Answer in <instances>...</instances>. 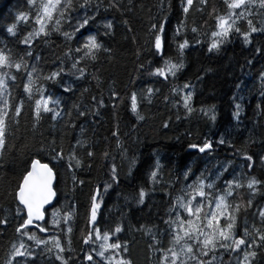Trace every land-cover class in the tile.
Here are the masks:
<instances>
[{
  "label": "trees",
  "instance_id": "obj_1",
  "mask_svg": "<svg viewBox=\"0 0 264 264\" xmlns=\"http://www.w3.org/2000/svg\"><path fill=\"white\" fill-rule=\"evenodd\" d=\"M74 2L78 5L79 0ZM181 3L182 0H91L87 10L76 7L71 13L73 17H95L82 32L95 35L108 49L101 50L95 62L84 61L79 65L85 69V75L77 79L71 74L75 71L71 69L73 61L65 56V51L78 46L81 34L76 33L71 41H66L59 32H53L47 39L37 38L32 44V57H27V46L20 41L32 30L33 21L24 23L16 17L24 12L34 15V9L28 0H0V49H10L13 58L25 57L29 66L39 57L38 66L45 75L63 69L55 82H39L46 88L45 95L60 101L61 116L56 120L51 118V113H42L40 121H34L33 100L22 91L26 82L24 73H15L14 86L9 82L12 102L23 99L24 107L19 124L10 123L6 150L0 160V220L6 218L8 221L6 225L0 223V264H7L13 245H18L22 239L36 259L18 257L20 264H60L55 259L56 250H46L51 243L37 246L16 232L25 216L16 215L19 205L14 192L33 159L54 167L57 173L54 205L61 216L71 212L72 219L67 224L61 220V228H54L52 207L46 212L45 224L49 229L46 233L36 228L25 231L35 232L38 238L50 242L53 236H58L65 248L61 255L67 264H93L85 260L87 254L93 255L95 264H104L92 251L99 250L100 241H95L93 235L94 243L85 245L83 239L94 227L103 234L116 226L123 229L118 237L127 245L126 257L132 264H159L160 254L150 247L152 236L159 240V248L169 247L165 220L176 198L185 195L188 183L197 178L208 182L219 175L211 191L222 192L226 181L246 182L251 177L264 181V163H261L264 158V80L261 79L264 33H253L252 43L247 45L242 36L233 33L219 53L209 52L215 16L225 12L223 0H208L203 11L195 10L198 4L194 0L187 17ZM213 8L216 12H212ZM249 11L253 13L249 18L254 26L264 27V9L259 8L258 0ZM12 23L18 25L16 37L6 31ZM106 23H111L112 28L105 29ZM161 24L166 39L165 58L177 61L180 58L178 43L185 38L189 41V47L183 52L184 68L174 80L149 74L163 66V58L156 54L153 46L155 30L151 27L159 28ZM193 26L198 29L197 33L191 31ZM239 27L242 32L248 31L244 20L239 22ZM177 29H180L179 35L175 34ZM63 30L72 29L64 23ZM72 55L80 54L73 52ZM185 83L191 87L183 91L193 93L190 114L182 106L181 93L173 92V88L182 89ZM68 84L73 91L65 93L63 88ZM148 88L154 90L151 103L144 99ZM133 92L137 94L138 110L145 117L143 121L131 111ZM101 100L103 107L99 106ZM81 111L85 115H79ZM9 120H12L11 114ZM165 123L168 127H164ZM221 138L225 143H219ZM78 141L86 146H79ZM206 141L211 142L212 148L201 153L199 147ZM53 148H62L66 158L75 150L84 166L69 169L67 159L52 160ZM89 150L94 153L91 158L86 155ZM244 155L253 158L251 171ZM113 166L117 170L118 183L111 180ZM153 171H157L155 180L151 177ZM185 172L188 173L187 181ZM96 189L100 190L101 206L96 224L90 225V208ZM141 189L146 193L142 204L139 203ZM235 191L243 193V206L234 229L236 234H242L245 224L250 232L253 226L264 232V222L258 215V209L264 208V185L255 196H250L247 188ZM228 199L232 201L236 197ZM249 199L251 207L247 206ZM69 226L71 233L66 231ZM148 229L152 230L151 234ZM112 239L116 240L117 236ZM69 240L71 251H68ZM255 250L258 255L252 264H264V246ZM212 255L217 257L213 264H239L237 258L241 257L239 252L232 254L219 249L200 258L208 261Z\"/></svg>",
  "mask_w": 264,
  "mask_h": 264
},
{
  "label": "snow or ice",
  "instance_id": "obj_2",
  "mask_svg": "<svg viewBox=\"0 0 264 264\" xmlns=\"http://www.w3.org/2000/svg\"><path fill=\"white\" fill-rule=\"evenodd\" d=\"M91 0H79L78 5L74 0H28L31 9H34V15L24 12L20 13L17 17V21L27 23L29 20L33 21V27L31 31H28L26 35L21 39V43L27 46L26 56L32 57V44L35 39L44 37L48 38L53 32H59L66 41L75 39V34H81V41L74 49L69 47L65 51V56L72 59L71 69L75 71L72 75H75L77 79H82L85 75V69L79 67L84 61L95 62L98 58V53L108 51L103 44L100 43L95 35H90L86 32H82V29H86L90 23V20H94L95 17L89 15H83L80 17H73L71 13L76 10V7L87 10ZM208 0H197L198 6L196 11H203V6L207 5ZM225 6V12L223 14H217L215 16V30L211 32V43L208 47L209 52L215 51L219 53L222 46L225 43L230 42L233 35L239 34L242 36L243 42L251 44L250 37L253 33H264V27H256L253 24L251 17L253 13L249 11L251 7L256 6V0H223ZM194 0H182L181 7L182 12L187 17L190 9L193 8ZM258 6L264 9V0H258ZM212 12H216L213 8ZM211 15V13H210ZM241 20L246 21L248 31L242 32L239 27ZM67 23L71 26V31L63 30L62 25ZM183 23L181 27H183ZM18 25L12 23L7 27L6 31L13 37L18 35L16 29ZM105 29H111L112 24L106 23ZM155 30L153 46L156 54L163 58V66L156 67L154 71L150 72V75H155L168 80L170 77L174 80L177 73L184 68L183 52L184 49L189 47V41L185 38L182 42H179L178 52L180 58L177 61H173L169 58H165V43L164 26L161 24L159 28L156 25L151 26ZM193 33H197L198 29L193 26L191 28ZM180 29L176 30V35H179ZM199 42V41H197ZM259 53V49H256ZM80 54L77 57H73L72 53ZM36 63L31 64L26 61L25 57L21 56L13 58V54L10 49H0V160L4 157L6 150V144L8 142L9 126L10 123L19 124V117L21 116L24 100L17 99L15 103L12 102V87L17 81L15 73H24L26 82L23 84V93L26 94L29 100H33L34 107V121L38 123L43 114L51 113V118L56 120L61 116L59 108L60 101L53 99L51 95H45L46 88L40 81L55 82L60 78L63 69L51 71L49 74H43L39 68V57H36ZM250 63V61H249ZM96 78V77H94ZM261 79L264 80V73L261 74ZM190 84L185 83L182 89L173 88V92L181 93V99L183 101V108L190 114L193 109L190 106L193 93L191 91H183L189 89ZM63 91L65 93L73 91L72 85L68 84L64 86ZM153 89L148 88L144 96V99L148 103H151V97L153 95ZM158 91V90H157ZM115 98L116 94H112ZM131 111L136 115L138 120L143 121L145 117L140 114L138 110V98L137 94L133 92L130 97ZM99 106L103 107V100L99 101ZM115 107V105H113ZM236 108L239 110L240 105L237 104ZM11 114L12 120H9ZM98 114V112H97ZM239 111L235 113L236 117H239ZM70 115V113L68 114ZM79 115H85V112L81 111ZM205 115L207 113L205 112ZM211 119L214 121L215 116ZM34 123V127L36 126ZM164 127H168L167 123ZM115 135V133H114ZM79 146L85 147L86 144L83 141L77 142ZM219 143L223 144L225 141L220 139ZM195 148L196 145H191ZM211 142H205L202 147H199V151L203 153L206 149H211ZM52 160L60 161L67 159L68 168H80L84 166V161L76 155L75 150L71 151L67 158L64 155L63 149H52ZM86 155L91 158L94 153L89 150ZM108 154L105 153V156ZM243 158L250 163L248 164L249 171H251L253 158L250 155H244ZM74 162V164H73ZM261 163H264V158H261ZM90 166V165H89ZM157 169L160 167L159 161H157ZM226 170V169H225ZM116 167L111 169V180L118 183V176L116 174ZM153 180L157 177V171L151 173ZM57 173L54 171V167L49 163L42 162L40 159H33L30 162V169L26 170L22 176L17 189L14 192L15 199L18 201L19 206L16 209L17 216H25L23 221L19 223L16 228V232L22 237H27V240L34 241L37 246L49 245L46 250L52 252L53 248L56 250L55 259L60 261V264H67V260L61 255L65 248L62 246L58 236H53L51 242L48 239L38 238L35 232L25 231V229L36 228L40 233H46L49 229L44 223L45 221V206L52 204L56 197V190L53 185L56 181ZM74 178V177H73ZM188 173L185 172L184 179L187 181ZM217 177L206 182L204 178H197L194 182L188 183L185 188V195L176 198L175 203L169 209V218L165 220V224L168 225L169 232V247L167 249L159 248V240L155 235L152 236L153 243L151 248L155 249L160 254L159 264H213V261L217 259L215 255H212L208 261H204L200 257H207L210 253H215L219 249L230 251L232 254L241 253V257H238L239 264H252V261L258 255L255 249H259L264 246V232L260 228L253 226L252 232L249 231V227L245 224L242 229V234L237 235L235 232V226L237 222V216L243 206V193L235 190L247 188L250 196H255L260 190L261 185H264V181L258 180L255 177L247 179L246 182L239 180L226 181V186L223 191H211L215 188ZM83 184V181L79 182ZM206 189L208 191H206ZM100 194V190L96 189L95 194L92 196V204L90 208V225H95L97 220V212L101 206V201H98L97 197ZM146 193L143 189L139 192V203L144 202ZM236 197L235 200L229 201L228 198ZM252 200L247 201V206L251 207ZM26 214V215H25ZM258 215L262 222H264V208L258 209ZM72 219V213L67 212L64 216L60 215L59 209L53 205L51 225L54 228H61V220L65 224ZM224 221L221 224V221ZM0 223L7 224V219L0 220ZM67 233H71L72 228L69 226L66 229ZM123 229L120 226H116L111 231H105L101 234L98 227L92 228V230L83 239V243L88 245L93 242V235L95 241H100L99 250L95 248L92 251L96 252V255L104 261V264H132L131 260L126 257L127 245L122 244L118 237V234ZM147 232L151 234L152 230L148 229ZM254 233V235H253ZM117 236L116 240L112 237ZM71 241L69 240L68 251H71ZM108 253V255H105ZM18 257H31L34 261L36 256L33 251L22 239L18 245L14 244L12 247L11 256L7 264H20L17 261ZM85 260L93 262V255H85Z\"/></svg>",
  "mask_w": 264,
  "mask_h": 264
},
{
  "label": "water",
  "instance_id": "obj_3",
  "mask_svg": "<svg viewBox=\"0 0 264 264\" xmlns=\"http://www.w3.org/2000/svg\"><path fill=\"white\" fill-rule=\"evenodd\" d=\"M56 182H57V178H56V181L54 182V185H53L54 189H55ZM56 199H57V194H56V197H55V199L53 200L52 204H50V205H46V206H45V221H46V212H47L49 209H51V208L53 207V205L55 204ZM97 199H99V196L97 197ZM17 203H18V201H17ZM19 206H20L21 208L23 207L22 205H19ZM25 215H26V214H25ZM45 221H44V223H45ZM30 228H31V227H30Z\"/></svg>",
  "mask_w": 264,
  "mask_h": 264
},
{
  "label": "bare ground",
  "instance_id": "obj_4",
  "mask_svg": "<svg viewBox=\"0 0 264 264\" xmlns=\"http://www.w3.org/2000/svg\"><path fill=\"white\" fill-rule=\"evenodd\" d=\"M180 123V122H179Z\"/></svg>",
  "mask_w": 264,
  "mask_h": 264
}]
</instances>
